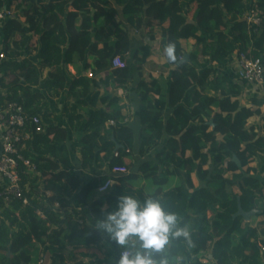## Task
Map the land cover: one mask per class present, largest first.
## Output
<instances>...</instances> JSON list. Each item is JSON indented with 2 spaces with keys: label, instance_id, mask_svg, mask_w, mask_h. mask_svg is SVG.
Segmentation results:
<instances>
[{
  "label": "trees",
  "instance_id": "obj_1",
  "mask_svg": "<svg viewBox=\"0 0 264 264\" xmlns=\"http://www.w3.org/2000/svg\"><path fill=\"white\" fill-rule=\"evenodd\" d=\"M16 1L0 0V6ZM254 4L261 11L258 26L245 19ZM15 7L18 13L0 28V90H5L0 103L16 102L39 116L42 131L22 152L38 175L20 199L0 198V264H35L40 258L35 243L61 249L102 241L112 245L116 264L121 246L95 225L121 195L159 199L189 232L188 239L175 238L154 254L158 261L167 252L170 264H211L200 260L209 248L213 264H264L259 249L264 208L248 222L233 216L238 202L245 212L256 209L258 199L264 203V135L248 125L258 111L241 106L242 86L221 72L236 51L264 58V0H21ZM157 20L162 49L166 53L173 45L176 56L170 60L166 53L168 63L161 66L172 67L165 96L144 69L151 55L145 40L154 37L151 26ZM190 38L199 54L191 52L189 61L177 66ZM116 56L123 67L112 66ZM8 73L14 77L5 84ZM131 81L140 98V139L123 122L116 94ZM62 91L71 101L59 111L65 121L60 126L47 98ZM109 120L115 126H107ZM70 133L77 136L80 159L71 150ZM155 150V158L149 157ZM255 157L260 161L251 168ZM227 162L229 179L222 177ZM114 167L126 172L112 174ZM102 171L116 184L94 198ZM171 177L179 184L163 193ZM138 178L149 179L154 192L146 196L135 190L131 183ZM50 260L68 264L58 253ZM85 264L111 263L94 258Z\"/></svg>",
  "mask_w": 264,
  "mask_h": 264
},
{
  "label": "crops",
  "instance_id": "obj_2",
  "mask_svg": "<svg viewBox=\"0 0 264 264\" xmlns=\"http://www.w3.org/2000/svg\"><path fill=\"white\" fill-rule=\"evenodd\" d=\"M149 1V0H145ZM192 16V7L188 10L186 17L188 19H191ZM152 28H156L158 25V20L152 23ZM165 25V24H164ZM162 26V24H161ZM160 26V27H161ZM161 31V30H160ZM156 32V31H155ZM1 36H0V44H1ZM161 36L160 33L157 35H154L153 38H151L149 41H146V44L151 49V55L147 59V65L144 67L145 69V76L151 75V80H155L157 84L160 87L161 95L165 96L168 93L169 85L171 82V70L170 69L164 70L161 69V66L165 63H168V59L166 56L165 51L162 49V43H161ZM195 40L190 38L186 41L187 43V52L190 54L191 52H194L195 54H199V49L194 50ZM66 69L70 72V74L75 75L76 72L74 71L73 67L71 65H67ZM229 80L234 81L235 83H239L242 86V92L238 96V100L240 101L241 106L251 108L253 111H258L257 114H254L252 117L248 119V125L254 126L255 130L258 131L259 135H264V88L262 87H255L249 84H246L242 81H240L237 78L236 75V64L233 60H227L224 69L221 71ZM46 73L43 72V77H45ZM103 76V75H102ZM110 88L112 87L111 81H109ZM117 96L119 97V105L121 106L120 114L123 116V122L127 125H130L133 127L135 132V139H140L141 137V125L138 118V109L140 104V98L137 94L136 90V81H131L126 84L125 88H118L116 91ZM153 97L156 99L158 96L153 94ZM60 99L59 106L56 110L52 111V107H50L52 113H54L57 116L58 124L60 126H63L65 124V121L60 117L59 111L65 101L69 102L71 101V97L65 95V91H62L60 93V96L57 97ZM54 99V98H53ZM57 99V100H58ZM50 103V102H49ZM51 104V103H50ZM77 136L73 133H70L69 140L71 142V150L75 153V158L80 159V155L78 152V146L76 143ZM157 150L153 152V154H148L149 157H154ZM129 161L128 158L124 160L125 165H127V162ZM260 159L258 157H255L252 162H250L249 167L255 168L257 167ZM225 165V164H224ZM208 167V166H207ZM106 172L102 171L100 174L101 177V183L105 179ZM194 175V174H193ZM195 176V175H194ZM231 177V172H230ZM229 177V178H230ZM116 182L113 180V185H115ZM179 184V180L177 177H171L167 183L163 187V193H167L168 191L174 189ZM194 184L197 187L199 185V181L196 177H194ZM112 185V186H113ZM132 187L137 190L138 192L148 196L151 193L154 192L155 186L151 183L149 179L144 178H138L135 179L131 183ZM233 191L235 193H238V187H233ZM264 191V190H263ZM100 193L96 192L94 198L98 197ZM93 197H90L88 200H92ZM258 202V208L259 211H261L264 208V203L262 199L256 200ZM57 206V204L55 205ZM257 207V206H256ZM216 212V208H213L208 212V216H214ZM259 221V218L257 222ZM264 238V237H263ZM137 246H138V242ZM34 249L38 251L39 257H44L45 263L49 264L51 256L53 254H61L68 264H75V263H87L89 261H92L94 258L98 259H108L111 264L114 263L113 257H114V250L110 243H107L105 241H102L96 245H82L79 243H70L65 245L61 249H51L48 247H42L39 244H34ZM164 260L170 264L169 261V254L166 252L164 253ZM201 261L203 262H209L213 264L210 254V249L202 255Z\"/></svg>",
  "mask_w": 264,
  "mask_h": 264
},
{
  "label": "built area",
  "instance_id": "obj_3",
  "mask_svg": "<svg viewBox=\"0 0 264 264\" xmlns=\"http://www.w3.org/2000/svg\"><path fill=\"white\" fill-rule=\"evenodd\" d=\"M5 2L6 0H2ZM13 3H3L0 6V28L11 18ZM261 11L256 4L246 13L245 19L250 26L260 24ZM1 49V44H0ZM4 55L0 53L2 60ZM230 60L235 61L237 78L249 85L264 88V58L251 57L245 52L236 51ZM113 67H123L124 62L116 56L112 59ZM4 93L0 91V97ZM107 126H115L114 120H109ZM42 131L41 118L26 112L16 102L4 100L0 103V198L4 201L20 199L24 189L27 190L31 178L36 177L35 166L23 156L26 141L31 139L34 133ZM116 155V154H115ZM124 167H114L112 174L125 173ZM25 176L26 180H24ZM113 185V180L108 176L98 186L97 192L102 194ZM48 195V193H46ZM26 203V199L23 200ZM261 255L264 256V245L259 243ZM123 251V249L121 250ZM120 251V252H121ZM35 264H46L44 257H40Z\"/></svg>",
  "mask_w": 264,
  "mask_h": 264
},
{
  "label": "clouds",
  "instance_id": "obj_4",
  "mask_svg": "<svg viewBox=\"0 0 264 264\" xmlns=\"http://www.w3.org/2000/svg\"><path fill=\"white\" fill-rule=\"evenodd\" d=\"M166 53L170 60L176 59L173 45L166 47ZM95 228L123 249L116 264H168L155 259L154 254L162 252L175 238H189L177 214L152 197L140 201L131 195L119 196Z\"/></svg>",
  "mask_w": 264,
  "mask_h": 264
},
{
  "label": "rangeland",
  "instance_id": "obj_5",
  "mask_svg": "<svg viewBox=\"0 0 264 264\" xmlns=\"http://www.w3.org/2000/svg\"><path fill=\"white\" fill-rule=\"evenodd\" d=\"M21 0H19V1H16V2H14L13 3V7L17 4V3H19ZM13 12L15 13V14H17L18 13V10L16 9V7L15 8H13ZM156 31V32H155ZM159 31H160V27H159V25L156 27V28H151V32L154 34V35H157V34H159ZM36 40V38L34 39V41ZM4 59V58H3ZM43 72H45V73H47V70H44ZM18 75H19V77H21L23 74H19L18 73ZM13 74H10V73H8L7 75H5L4 76V83L5 84H8L10 81H12L13 80ZM0 91H2L4 94H5V90H0ZM58 98H54V99H51V98H47V100L51 103L50 104V107H52V111H54V110H56L57 108H58V106H59V103H61L60 102V99H58ZM55 113V112H54ZM56 114V113H55ZM127 165H129L128 167L126 166V168H127V170H128V172L131 170V166H130V159H129V161L127 162ZM230 170H229V165H228V162L227 163H225V165L223 166V174H222V177L223 178H225V179H229V177H230ZM192 177H193V181H194V175H192ZM56 205V204H55ZM256 206L257 207H255L256 209H260V208H258L259 206H258V202H256ZM57 207V206H56ZM262 217H260L259 218V223L257 224L258 226H259V229L261 230V228H262V224H261V221H262Z\"/></svg>",
  "mask_w": 264,
  "mask_h": 264
},
{
  "label": "water",
  "instance_id": "obj_6",
  "mask_svg": "<svg viewBox=\"0 0 264 264\" xmlns=\"http://www.w3.org/2000/svg\"><path fill=\"white\" fill-rule=\"evenodd\" d=\"M188 61H189V54L185 53L183 55V57L177 63V66H179L182 63L188 62ZM233 161L239 166V162H238L236 157H233ZM257 213H260V211L257 210V209H253V210H251L249 212L243 211V209L241 208L240 203L238 202V210L233 216L234 217L241 216L245 222H248L250 220L251 216H253V215L257 214Z\"/></svg>",
  "mask_w": 264,
  "mask_h": 264
}]
</instances>
